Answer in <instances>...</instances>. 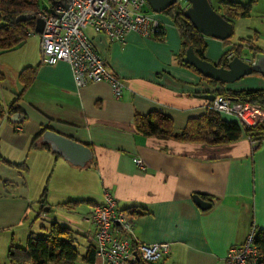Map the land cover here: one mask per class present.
Instances as JSON below:
<instances>
[{
    "label": "crops",
    "instance_id": "obj_1",
    "mask_svg": "<svg viewBox=\"0 0 264 264\" xmlns=\"http://www.w3.org/2000/svg\"><path fill=\"white\" fill-rule=\"evenodd\" d=\"M222 1L251 2L249 15L232 21L233 36L226 42L203 37L205 59L217 64L249 38L258 52L243 47L240 57L249 61L264 54V0H208L221 16ZM153 14L164 28L161 38L130 32L118 43L86 30L106 69L125 87L119 98L104 82L76 88L64 62L42 65L39 36L35 49L26 39L10 51L0 50V105L8 108L19 97L24 116L20 125L6 116L0 120V156L27 167L18 171L0 165V257L8 261L11 241L25 247L32 203L42 208L43 218L47 212L57 213L58 220L50 224L70 229L84 256L94 245L91 215L102 203L103 189L120 211L144 214L130 218L138 241L169 245L168 256L157 264H226L230 247L241 245L252 230H264V140L256 148L244 136L226 145L181 143L143 136L134 125L137 116L159 113L170 119L173 132L180 133L189 120L207 112L210 101L196 95L261 90L264 77L252 74L235 84H209L179 64L183 46L177 28L160 17L164 12ZM229 56L227 62L233 54ZM25 68L35 69V75L23 91L18 78ZM44 128L86 146L92 160L84 167L73 166L50 148H41L40 138L37 147H31ZM134 159L142 161L144 171ZM194 195L209 202L210 209H199Z\"/></svg>",
    "mask_w": 264,
    "mask_h": 264
},
{
    "label": "built area",
    "instance_id": "obj_2",
    "mask_svg": "<svg viewBox=\"0 0 264 264\" xmlns=\"http://www.w3.org/2000/svg\"><path fill=\"white\" fill-rule=\"evenodd\" d=\"M146 4V0H67L65 5L39 9L31 15L35 20L41 19L44 27L41 34L32 31L27 36H39L42 65L53 66L60 62L69 65L76 88L104 82L110 86L113 96L119 98L125 87L106 69L104 57L94 47L86 30L91 29L118 43L130 32L143 38H161L164 28L144 12ZM229 58L228 55L226 60ZM207 111L231 117L243 129L264 123L263 107L237 102L219 93L214 95ZM250 143L253 148L257 147L256 142ZM133 162L145 170L140 159ZM101 196L102 203L91 215L95 228V264H135L140 258L147 264H157L168 256L167 243L147 245L137 240L134 223L117 208L108 190L103 189ZM255 233L252 230L241 245L228 249L226 264L260 263L262 254L254 243Z\"/></svg>",
    "mask_w": 264,
    "mask_h": 264
},
{
    "label": "trees",
    "instance_id": "obj_3",
    "mask_svg": "<svg viewBox=\"0 0 264 264\" xmlns=\"http://www.w3.org/2000/svg\"><path fill=\"white\" fill-rule=\"evenodd\" d=\"M66 1L48 0L51 6L65 5ZM250 6L251 2L242 5L222 1V17L230 23L246 18L249 15ZM39 9L38 0H0L1 51H10L28 38L27 34L34 31L36 21L31 15H34ZM24 15H29V18L17 20ZM164 15L174 23L182 40L183 50L178 57L179 64L195 71L191 66L182 63L181 60L188 47H192L194 54L199 59L206 60L204 57L205 42L203 36L198 34L191 23L183 17L182 8L179 5H174L167 9ZM240 43L237 47H232L231 50L226 52L216 66H225L227 63L226 57L230 53L233 54V57H240L243 47H248L254 53L258 52V49L251 46L253 43L252 38L241 40ZM34 75L35 69L32 68H25L19 73L18 79L24 87L23 91L31 84ZM204 80L214 86L222 85V83L212 80ZM219 94L237 102L258 104L264 108V89L239 92L222 91ZM18 100L19 97L8 108L0 105V120L6 116L9 121L12 114H21V110L17 105ZM134 125L136 131L143 136L156 137L161 140H174L181 143H199L212 146L226 145L238 141L242 136L256 142L257 145L264 140V123H259L253 128L243 129L236 121L226 120L212 111H207L199 118L189 120L185 129L180 133L173 132L170 119L159 113H149L144 117L137 116ZM45 131H47L46 128L39 131L33 138L31 147H37L39 138ZM41 148L49 149L46 144H42ZM0 165H5L18 171L27 169L24 164L9 163L1 156ZM45 195L44 192L40 198L41 201L39 203L41 205ZM122 212L129 218L144 215L143 213L129 212L128 210ZM73 235L70 229L52 223L41 237H35L33 233H29L25 247H20L11 241L7 250V259L10 264H74L79 259L85 264H95V246H88L85 255L81 256L80 249ZM254 243L262 254V260L259 264H264V230L256 231ZM135 264L147 263L140 258Z\"/></svg>",
    "mask_w": 264,
    "mask_h": 264
},
{
    "label": "water",
    "instance_id": "obj_4",
    "mask_svg": "<svg viewBox=\"0 0 264 264\" xmlns=\"http://www.w3.org/2000/svg\"><path fill=\"white\" fill-rule=\"evenodd\" d=\"M182 2L187 4L182 9V15L198 34L222 42L231 38L232 24L218 14L208 0H146L150 10L155 14H161ZM28 18L29 15H24L17 20ZM43 27L44 22L41 19L36 20L34 32L41 34ZM181 61L191 66L202 78L222 84H230L252 74H261L264 77V54L262 53L253 55L249 61L235 56L225 66L217 67L214 63L199 59L194 54L192 47H188ZM196 97L210 102L214 99L213 94H200ZM23 121L24 116L18 113L12 114L9 118V122L13 125H19ZM40 143L48 145L53 153L73 166L84 167L92 160L89 148L51 130L45 131L40 136ZM192 200L202 211L211 207L209 202L199 196H192ZM45 211H48V208H45Z\"/></svg>",
    "mask_w": 264,
    "mask_h": 264
},
{
    "label": "rangeland",
    "instance_id": "obj_5",
    "mask_svg": "<svg viewBox=\"0 0 264 264\" xmlns=\"http://www.w3.org/2000/svg\"><path fill=\"white\" fill-rule=\"evenodd\" d=\"M38 1H39L40 9H46V10L50 9L51 5L48 2V0H38ZM144 12L148 15H154L151 12L148 4H146V6L144 7ZM162 16H164L165 18H168L164 14L161 15L160 17H162ZM37 37H38V35H34V36L27 38V40H26L27 42H30L31 48H33V49H35L34 42H35V39ZM235 39H236V36L234 35L233 40L235 41ZM241 80H243V78L234 82V84L237 82H240ZM7 83H9V80L7 81ZM0 101H2V100H0ZM5 101H9V98L5 97ZM44 208H48V206H45ZM42 213L43 212H41L39 204L32 203L31 212L29 213L30 219H29V222L27 223L28 225H26V226L30 227V229H31L30 232L33 233V235L35 237H41L42 235H44L45 229L40 228V227H45V228L49 227L50 221L52 220L51 222H53L54 218L56 220H58L57 217H59V216H57V213H55V211L47 212V215L44 218L41 217ZM0 264H9L4 255L0 257ZM75 264H84V263L79 259L75 262Z\"/></svg>",
    "mask_w": 264,
    "mask_h": 264
}]
</instances>
